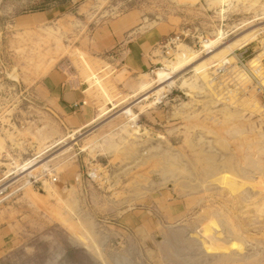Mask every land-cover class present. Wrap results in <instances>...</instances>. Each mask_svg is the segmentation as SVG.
I'll return each instance as SVG.
<instances>
[{
  "label": "rangeland",
  "instance_id": "1",
  "mask_svg": "<svg viewBox=\"0 0 264 264\" xmlns=\"http://www.w3.org/2000/svg\"><path fill=\"white\" fill-rule=\"evenodd\" d=\"M195 1L55 0L33 11L45 0H0V117L18 125L0 132V232L15 237L0 239V264H264V0ZM134 11L173 20L169 37L180 35L142 74L102 48ZM180 44L191 56L173 85L141 100ZM58 68L83 91L76 114L98 116L76 132L75 114L28 110L14 94ZM7 144L30 151L10 156ZM73 171L79 188L61 183Z\"/></svg>",
  "mask_w": 264,
  "mask_h": 264
},
{
  "label": "crops",
  "instance_id": "2",
  "mask_svg": "<svg viewBox=\"0 0 264 264\" xmlns=\"http://www.w3.org/2000/svg\"><path fill=\"white\" fill-rule=\"evenodd\" d=\"M178 1L181 3H189V0ZM197 1L198 0L192 3H196ZM175 29V22L171 19L149 21L147 17H141V15H138V13L135 11L130 12L118 20L117 29L108 30V33L103 41L102 48L103 51H106L116 47V50H119L118 54H120L119 62L121 64V68H125L129 73H146L154 66V63H156L154 62L156 60L154 51H157V47L166 37L174 34ZM1 65L2 62L0 61V66ZM0 91H2L1 93H4L6 92V89L0 88ZM18 91L19 92H15L14 94L20 96L23 101L28 103L26 105L28 110L37 109L40 112H53L58 116L75 114L69 115V117H71L72 125L79 126L73 132L78 131L93 121V119L98 118V116L96 117L92 114L89 115V113L76 114V110L79 107H82L81 102L84 99V94L82 89L69 79L66 71H64L63 68H58L49 72L47 75L42 77L39 82L30 90L27 88H19ZM0 121L2 123L1 117ZM27 122L33 121L26 120V123ZM20 124L22 123L20 122ZM13 125L16 128L18 127L16 123L10 121L8 124H2L0 132L3 130L13 132ZM56 135L57 136L53 137V140L47 142L48 146L46 148L55 147L61 142L62 137L60 132H58ZM22 146L23 145H21V148ZM23 148L27 150L28 146L24 144ZM28 151L30 150L19 151V148L17 146H13L12 144H7L6 146V152L10 156L19 155L23 157ZM37 153L36 151L34 152L35 155ZM6 171L7 170H4L0 166V178L4 176ZM68 175L69 176H63L61 178V183L63 182L65 184L67 182L69 183L70 187L74 186L75 188H79L80 183L75 177L77 176V173L73 171ZM127 217L129 221L132 222V224L137 225L141 223L140 217L133 212L128 214ZM14 238V235H11L9 232H0V239L3 241V246H6L8 243H12Z\"/></svg>",
  "mask_w": 264,
  "mask_h": 264
},
{
  "label": "bare ground",
  "instance_id": "3",
  "mask_svg": "<svg viewBox=\"0 0 264 264\" xmlns=\"http://www.w3.org/2000/svg\"><path fill=\"white\" fill-rule=\"evenodd\" d=\"M203 42H204L203 45L205 47L204 50H206V51L214 44V42L211 40H206V41L204 40ZM158 48H159V46L157 47V50H158L160 55H166V54H163ZM178 51H179L178 54L173 58L174 60H172L170 62V64L173 63L171 65V67H168V68L159 67L153 71L151 79L155 84L154 89L145 93V95L141 98V100H144V99H147L150 97H157L162 92L167 91L168 88H170L173 85V81H174L173 80V74L175 72H177L182 66H184L185 63H187V61L190 59V56H191L190 49L185 44H180ZM218 67H220V66H218ZM220 68H222V67H220ZM123 112H125L128 115L127 112H130V109L126 108ZM23 171H25V170H23ZM31 171L33 172V170H31ZM30 173L31 172L29 171L26 175L30 176L31 175ZM92 174H94L97 177L96 170H94V172H92Z\"/></svg>",
  "mask_w": 264,
  "mask_h": 264
},
{
  "label": "built area",
  "instance_id": "4",
  "mask_svg": "<svg viewBox=\"0 0 264 264\" xmlns=\"http://www.w3.org/2000/svg\"><path fill=\"white\" fill-rule=\"evenodd\" d=\"M177 42H180V35H176V36H171V37H166L159 45V50L163 53V54H166V55H169L170 53L172 54V52L174 51V49H176V43ZM243 53L242 52L241 54L239 53L238 55H235L234 54V57L236 58V62L238 64H240V66L242 67H247V61L245 60V57L243 56ZM229 65L226 63L223 65L222 68L218 67L216 69V73L217 74H222L223 72H225V70L227 69ZM4 67L3 64L0 66V68ZM2 73V71L0 70V74ZM255 90H256V93L257 95H260L261 96V99L263 100L264 102V84H261V83H258L256 82L255 83ZM82 104H84V102L82 101L81 102ZM2 124L1 121H0V129L2 127ZM20 127H22V124L20 125ZM87 178L89 179H94L96 178V176L92 173H87ZM51 180L54 182L56 181V178L55 177H52ZM37 181V180H36ZM36 181H33V183H36ZM7 187L4 188V190H2L0 192V195H2V193L5 191ZM1 201V200H0Z\"/></svg>",
  "mask_w": 264,
  "mask_h": 264
},
{
  "label": "trees",
  "instance_id": "5",
  "mask_svg": "<svg viewBox=\"0 0 264 264\" xmlns=\"http://www.w3.org/2000/svg\"><path fill=\"white\" fill-rule=\"evenodd\" d=\"M48 1H55V0H45V2L42 3H36L34 6H32L33 11H41V10H45V3H47Z\"/></svg>",
  "mask_w": 264,
  "mask_h": 264
}]
</instances>
